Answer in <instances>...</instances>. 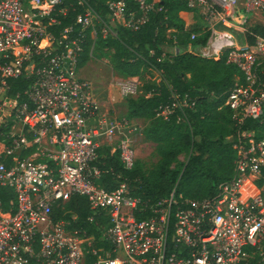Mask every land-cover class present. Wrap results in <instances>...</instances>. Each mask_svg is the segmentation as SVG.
<instances>
[{
  "label": "built area",
  "instance_id": "2783aa9c",
  "mask_svg": "<svg viewBox=\"0 0 264 264\" xmlns=\"http://www.w3.org/2000/svg\"><path fill=\"white\" fill-rule=\"evenodd\" d=\"M209 29L226 23L247 36L228 44L226 62L240 72L224 105L235 126L257 120L264 105V0H185ZM159 0H107L100 12L88 0H0V264H264V137L237 131L233 176L211 197L185 198L173 189L155 202L130 193L119 173L107 189L102 175L117 155L136 162L143 129L135 118L103 112L92 83L79 74L89 35L137 30L161 10ZM71 22L60 27L63 19ZM171 32L174 29H168ZM195 33L190 39L195 38ZM19 77L22 92L10 94ZM122 97L135 95L136 77L119 78ZM157 116L187 123L186 99L172 93ZM29 152L27 155L24 153ZM88 203L94 232L75 224L65 204Z\"/></svg>",
  "mask_w": 264,
  "mask_h": 264
},
{
  "label": "trees",
  "instance_id": "16d2710c",
  "mask_svg": "<svg viewBox=\"0 0 264 264\" xmlns=\"http://www.w3.org/2000/svg\"><path fill=\"white\" fill-rule=\"evenodd\" d=\"M106 1L88 0L100 12H106ZM158 3L161 10L152 13L137 30L117 26L114 36L98 35L94 42V49L100 52L98 58L109 57L113 69L121 76L138 77L141 82L143 93L128 99L125 116L147 121L143 135L155 144L159 157L150 169L145 170L136 159L134 166L125 170L116 154L107 156L106 164L112 170L102 175V184L107 189L116 187L115 176L120 173L128 182L131 194L150 202L167 196L173 189L185 198L211 197L220 183L233 176L237 131H253L256 139L264 137V105L259 119L246 118L235 126L224 101L240 72L226 62L228 48L222 49L217 57L186 50L164 58L161 45H205L210 34L199 26L186 24L180 16L181 12L195 11L185 0H159ZM70 22V18L63 19L60 27ZM168 29L174 30L168 34ZM192 33H198L194 39H190ZM91 44L86 35L79 67L89 60ZM10 83H14L10 91L13 95L24 90L27 80L19 77ZM172 93L191 103L183 108L187 123L177 121V111L168 119L156 115L160 107L170 104ZM180 154L188 156L186 162L178 163ZM263 181L264 165L258 185ZM12 198V191L0 188L3 209H8ZM65 209L68 210L65 216L75 215L76 225L94 232L84 197L73 196Z\"/></svg>",
  "mask_w": 264,
  "mask_h": 264
},
{
  "label": "rangeland",
  "instance_id": "374dc122",
  "mask_svg": "<svg viewBox=\"0 0 264 264\" xmlns=\"http://www.w3.org/2000/svg\"><path fill=\"white\" fill-rule=\"evenodd\" d=\"M184 21L188 24L199 26L205 31H209V34H216L217 37L231 38L237 40L243 39V43L237 44L243 45L247 42V36L244 34L242 28L246 27L248 23H235V24H218L213 29H209L207 25L201 20L195 11H185ZM171 32L168 31L169 34ZM198 34V33H197ZM195 33V35L197 36ZM167 55H173L174 53H181L189 50L187 46L181 47L173 44H166ZM175 46V47H174ZM94 49V48H93ZM100 52L95 49L92 50L89 60L80 68L79 74L88 79L93 86L94 96L97 100V104L103 112H109L112 116H124L127 111V101L129 98H134L142 94L141 82L140 87L135 95L130 97H122L116 86V81L119 78H126L121 76L112 67L109 57L98 58ZM129 77V76H128ZM138 78V77H136ZM141 125L142 129L147 125V121L144 119L136 120ZM136 156L145 170L152 168L157 160L158 155L155 151V144L143 136L140 140H137ZM188 156L186 154H180L178 157V163L186 162Z\"/></svg>",
  "mask_w": 264,
  "mask_h": 264
},
{
  "label": "crops",
  "instance_id": "0c3cea01",
  "mask_svg": "<svg viewBox=\"0 0 264 264\" xmlns=\"http://www.w3.org/2000/svg\"><path fill=\"white\" fill-rule=\"evenodd\" d=\"M184 13H186V12L185 11L181 12L180 16L184 17ZM186 24H188V23H186ZM238 42L243 43V39L238 38L237 40H235V39H231L229 37L222 38V37H217L216 34H210L205 45L188 44L187 47L189 50H187V51H190V52H193L196 54H203V55H206L208 57H217L219 52L222 49H226L228 47V44H230V43H236L237 44ZM167 47H169V46H167L166 44L161 45L164 58L166 56L172 57V56L178 54V53H174L173 55H167ZM135 119L141 120L139 118H135Z\"/></svg>",
  "mask_w": 264,
  "mask_h": 264
}]
</instances>
